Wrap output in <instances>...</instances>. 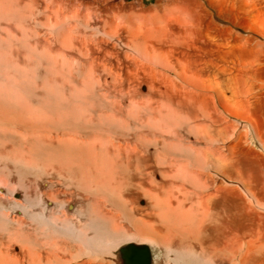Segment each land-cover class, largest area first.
Returning <instances> with one entry per match:
<instances>
[{"label":"bare ground","instance_id":"6f19581e","mask_svg":"<svg viewBox=\"0 0 264 264\" xmlns=\"http://www.w3.org/2000/svg\"><path fill=\"white\" fill-rule=\"evenodd\" d=\"M136 1L0 0L8 44L24 51L35 28L105 102L18 124L5 105L22 74L0 73V127L56 152L8 162L29 182L0 177V264H123L129 244L150 264H264V0ZM64 29L81 45H60Z\"/></svg>","mask_w":264,"mask_h":264},{"label":"rangeland","instance_id":"374dc122","mask_svg":"<svg viewBox=\"0 0 264 264\" xmlns=\"http://www.w3.org/2000/svg\"><path fill=\"white\" fill-rule=\"evenodd\" d=\"M115 2L122 5H126L129 3L134 8L139 7V4H137L138 2L136 0H115ZM153 2L154 0H151V2L147 1L144 4L150 5ZM84 23L87 24L88 19H85ZM85 24L80 29L81 33L88 29ZM35 30L36 29L34 28L31 31V35L28 36L32 39V42L28 45V48H25L24 51L20 50L19 52V49L11 44H8V40L4 39L3 35L0 32V73H2L7 67H9L10 64V67L17 66L16 68H18V70L22 74L16 81L15 85L12 88H8L11 94V99L10 102L5 105L10 109V113L14 115L15 119H19L18 124H23L24 120L37 121L41 119L43 117L45 109L53 107L56 104L59 105V109L61 110L60 113L62 114V120H70V122L72 121L73 123L77 122V116L79 115V113L77 112L79 111L81 112L96 108L103 109V105L105 104V102L104 100H102L101 103L100 100L102 99V97L104 98V92L99 91L97 94L95 91H93L95 89L96 81H94V83L90 82L94 80V74L91 73L92 69L88 65H80L77 61L73 60L74 58L65 59L66 53L61 51L59 47H57V45H48L44 42L38 41L42 40V36L44 38V35H38ZM72 34L73 33L68 32L66 29L62 30L61 33L58 34L61 37L59 40L60 45L63 46V43L67 44L68 42L70 44L74 43L76 45H81L79 38L74 39V41L71 39ZM81 35L82 34H80V36ZM74 37L77 36L74 35ZM49 40V42L51 43L55 42L51 39ZM57 52L63 53L61 54L63 58L58 57ZM20 56H26L28 58L26 61V65H24L27 67H24L23 64L18 63V59H21ZM52 71H56L55 74ZM87 71L90 72L87 73ZM56 79H58L59 81L58 89H56L54 85L56 83ZM87 80L88 85L86 84ZM99 82H102L101 79ZM80 87L83 88L81 89ZM93 92H95V94ZM55 93L59 95L58 100H56ZM99 95L100 97H97ZM64 114L67 116H65ZM69 115H72L71 117L73 118H70ZM63 117L67 119H63ZM18 124L17 126L9 125L0 127L1 132L8 131V134H11L9 138L0 136V177L5 179L6 181L8 180L9 187H12L13 185L12 182H10V178L26 177V182H29L30 177L27 175H16L15 171L17 170L13 167H10L8 165V162L10 160L13 162L22 160L23 158H25L24 156L27 155L28 151L32 150V152H38L40 149V151L43 150V142L41 141V139H39L41 138V131L38 130L34 133L32 132L33 130H30L29 133L32 139H34V142L26 144L25 138L27 137L28 132H26V129L19 128ZM67 127H71L72 129ZM63 132L64 149L67 145L66 142H68L70 139H74L77 132L76 128L72 127L71 125H67L66 127H64ZM66 134L69 136H67ZM43 153L45 154H42V157H40V163L42 165H44L45 159L49 155L52 154L53 156H56V152L54 151L49 152L51 153L49 154L45 150ZM33 156L34 155L31 154L27 159H25L26 162L28 163L29 161H34L35 157Z\"/></svg>","mask_w":264,"mask_h":264},{"label":"water","instance_id":"95a60500","mask_svg":"<svg viewBox=\"0 0 264 264\" xmlns=\"http://www.w3.org/2000/svg\"><path fill=\"white\" fill-rule=\"evenodd\" d=\"M123 264H150V253L146 246L129 244L121 250Z\"/></svg>","mask_w":264,"mask_h":264}]
</instances>
